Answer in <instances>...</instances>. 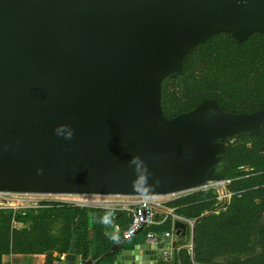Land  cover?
<instances>
[{"label":"water","instance_id":"95a60500","mask_svg":"<svg viewBox=\"0 0 264 264\" xmlns=\"http://www.w3.org/2000/svg\"><path fill=\"white\" fill-rule=\"evenodd\" d=\"M149 4L0 0V191L155 197L224 181V144L258 134L264 108L233 115L206 101L163 123L160 86L210 36L264 33V0H166L146 13ZM129 242L100 259L168 264L154 245Z\"/></svg>","mask_w":264,"mask_h":264},{"label":"trees","instance_id":"16d2710c","mask_svg":"<svg viewBox=\"0 0 264 264\" xmlns=\"http://www.w3.org/2000/svg\"><path fill=\"white\" fill-rule=\"evenodd\" d=\"M206 101L233 115L264 108V33L242 43L230 34H214L188 53L179 73L161 83L160 107L169 120ZM224 150V181L232 194L224 211L214 212L216 198L211 189L166 203L175 215L194 222L192 250L177 242L181 248L170 264H264V126L258 134L234 136ZM41 205L28 213L0 209V260L4 254H44V264H54L53 253L67 251L74 239L82 263L109 264L108 258H100L123 240L116 227H127L126 212L56 201ZM14 222L28 226L16 229ZM170 230L168 218L144 234Z\"/></svg>","mask_w":264,"mask_h":264},{"label":"built area","instance_id":"2783aa9c","mask_svg":"<svg viewBox=\"0 0 264 264\" xmlns=\"http://www.w3.org/2000/svg\"><path fill=\"white\" fill-rule=\"evenodd\" d=\"M11 195L9 192L0 191V209L10 208L7 201L10 198L7 196ZM178 194L168 195V196H138V197H127V198H134L136 199L130 206L124 208L126 212V216L129 219V223L125 230L122 233V239L128 240L131 239L134 235L138 234L139 232L153 227V226H160L165 221L170 218L171 219V230L167 232H153L149 231L146 233L144 237V241L147 244H152L155 246V249L158 252V258L160 262L170 264V253L172 250V243L174 239H179L180 236L175 235V231L172 229L173 223L175 221L184 222L190 232L193 229V221L186 220L181 218L174 213V209L171 207H167L166 203L171 201V197H176ZM86 197V196H85ZM89 198L95 196H87ZM222 197H226L225 191L219 194L217 200L221 202ZM89 198H82L80 200L83 202L84 206L88 207H103V201L96 200V199H89ZM168 199V200H163ZM173 200V199H172ZM221 207L218 206L214 209V212H219ZM14 222V226H15ZM189 250H192L191 245H189Z\"/></svg>","mask_w":264,"mask_h":264},{"label":"rangeland","instance_id":"374dc122","mask_svg":"<svg viewBox=\"0 0 264 264\" xmlns=\"http://www.w3.org/2000/svg\"><path fill=\"white\" fill-rule=\"evenodd\" d=\"M164 1L166 0H152V4H149V7H144V11L146 13H154L157 10L160 9V7L164 4ZM221 33H226L230 34L228 32H221ZM231 35V34H230ZM232 36V35H231ZM172 74L168 75V78H172ZM163 123L165 122H170L171 120L167 118H163ZM162 123V124H163ZM161 124V125H162ZM232 139V138H231ZM231 139H228L226 142L230 141ZM227 184L228 182L223 181L220 183H208V184H203L200 186H196L195 188H192L191 190H186L182 192V194L176 195V197H171L172 199L177 198L178 196H182L194 191L198 190H205V189H211L214 194H215V204H214V209L218 206L221 207L220 211H224L232 202V194L228 191L227 189ZM223 191L226 193V197H222L221 202L217 200L219 197V194H221ZM11 195H8L7 197L10 198L7 203L10 208L15 210L16 212L19 213H28L30 211H37L41 209L43 206L41 203L43 202H48V201H56V202H61V203H68V204H73L75 206L83 207V202L82 198H89L85 196H72V195H46V194H23V193H15V192H9ZM89 199H96V200H102L104 203H102L101 208H108L111 210H115L118 213L119 212H125L124 208L130 206L136 199L134 198H127V197H122V196H95ZM171 199V200H172ZM163 200H168V199H163ZM9 208V207H8ZM59 222H57L56 228L59 227ZM188 236H190L191 232L190 229H188ZM189 238H187L183 243L188 244Z\"/></svg>","mask_w":264,"mask_h":264},{"label":"crops","instance_id":"0c3cea01","mask_svg":"<svg viewBox=\"0 0 264 264\" xmlns=\"http://www.w3.org/2000/svg\"><path fill=\"white\" fill-rule=\"evenodd\" d=\"M100 201L102 200L100 199ZM27 226L28 225L23 224V223H16L14 227L16 229H22ZM124 230L125 228L119 229L118 227H116L117 232L121 231L123 233ZM146 230H148V228L143 230L142 232H140L138 235L134 236L133 238H131L129 242L130 246L140 244L143 242L145 243L144 231ZM187 238H189L188 244L182 243ZM174 241L181 242V244H184L183 248H186L189 250L190 248L189 245H191V234L190 236H188V232H187L185 237H181L180 240L174 239ZM74 245H75V240L72 239L70 242V247L68 248L67 251L61 254L54 252L53 257L57 258V260L54 261V264H82V259L79 255L76 254ZM180 248L181 247H179V245H176L175 253L178 252ZM44 262H45L44 254H4L2 255L1 260H0V264H44Z\"/></svg>","mask_w":264,"mask_h":264}]
</instances>
